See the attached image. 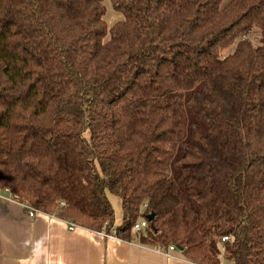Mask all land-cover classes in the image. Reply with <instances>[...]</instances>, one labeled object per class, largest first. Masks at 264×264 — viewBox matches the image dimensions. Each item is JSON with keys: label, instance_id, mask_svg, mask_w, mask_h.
Instances as JSON below:
<instances>
[{"label": "trees", "instance_id": "16d2710c", "mask_svg": "<svg viewBox=\"0 0 264 264\" xmlns=\"http://www.w3.org/2000/svg\"><path fill=\"white\" fill-rule=\"evenodd\" d=\"M111 2L109 27L104 0H0V189L197 264H264V0Z\"/></svg>", "mask_w": 264, "mask_h": 264}, {"label": "crops", "instance_id": "0c3cea01", "mask_svg": "<svg viewBox=\"0 0 264 264\" xmlns=\"http://www.w3.org/2000/svg\"><path fill=\"white\" fill-rule=\"evenodd\" d=\"M4 195L0 189V264H197L179 249L169 255L82 226L70 230L66 220L42 212L30 217L20 201ZM118 218L115 226L122 224L123 211ZM221 264L233 262L223 259Z\"/></svg>", "mask_w": 264, "mask_h": 264}, {"label": "built area", "instance_id": "2783aa9c", "mask_svg": "<svg viewBox=\"0 0 264 264\" xmlns=\"http://www.w3.org/2000/svg\"><path fill=\"white\" fill-rule=\"evenodd\" d=\"M4 192H5V195L4 197L7 199V200H11V201H18L17 199L14 198L11 190L9 188H6V189H3ZM23 208L25 209V211L27 212V214L30 216V217H34L38 211L33 207L31 206L28 202L26 201H20ZM146 206V205H144ZM68 225H69V228L70 230H74L78 225H76L73 221L71 220H66ZM148 226V221L145 219V218H139L138 221L134 224V227H133V230L135 232H143L145 230V228ZM102 233H104L105 235L107 236H110V237H116L113 232L112 233H107L105 231H101ZM228 237H224L223 240H227ZM161 250V249H160ZM176 250V247L174 245H170L168 247L167 250H161L163 251L165 254H171L172 251Z\"/></svg>", "mask_w": 264, "mask_h": 264}, {"label": "rangeland", "instance_id": "374dc122", "mask_svg": "<svg viewBox=\"0 0 264 264\" xmlns=\"http://www.w3.org/2000/svg\"><path fill=\"white\" fill-rule=\"evenodd\" d=\"M104 5L106 7L105 20L107 21L109 27L114 25L117 21L123 19V15L114 9L111 0H104ZM86 135L89 136V132H86ZM113 197L114 204L112 203V205L114 207L116 217L122 218L121 208L117 209L118 207H121L120 202L116 196L113 195Z\"/></svg>", "mask_w": 264, "mask_h": 264}, {"label": "water", "instance_id": "95a60500", "mask_svg": "<svg viewBox=\"0 0 264 264\" xmlns=\"http://www.w3.org/2000/svg\"><path fill=\"white\" fill-rule=\"evenodd\" d=\"M153 217H154V214H153V213H150V214L148 215V219H149V220H152ZM179 250H181V248H179Z\"/></svg>", "mask_w": 264, "mask_h": 264}]
</instances>
